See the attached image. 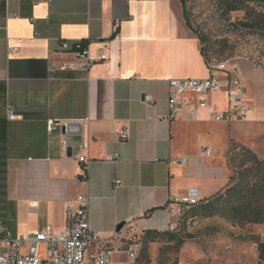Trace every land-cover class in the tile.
<instances>
[{
  "label": "crops",
  "instance_id": "obj_1",
  "mask_svg": "<svg viewBox=\"0 0 264 264\" xmlns=\"http://www.w3.org/2000/svg\"><path fill=\"white\" fill-rule=\"evenodd\" d=\"M65 40L108 59L62 70L84 62ZM202 47L182 0H0V193L16 205L21 235L64 229L67 204L85 195L92 229L126 264L129 242L167 231L171 196L198 188L208 200L228 187L236 126L264 123V95L245 96V120L230 118L226 73L207 106L169 119L170 80L210 75Z\"/></svg>",
  "mask_w": 264,
  "mask_h": 264
},
{
  "label": "rangeland",
  "instance_id": "obj_2",
  "mask_svg": "<svg viewBox=\"0 0 264 264\" xmlns=\"http://www.w3.org/2000/svg\"><path fill=\"white\" fill-rule=\"evenodd\" d=\"M182 1L187 24L195 35L203 39L202 46L207 51L209 63L217 66V75L225 77L229 69L238 66L245 78V96L253 98L254 93L264 95V34H251L237 25L245 17V11L228 12L227 0ZM223 38L229 42L221 56L209 51L217 40ZM224 62L227 63L226 69L219 68ZM253 69V75L248 73ZM235 133V146H247L264 160V123L255 124L250 132L236 126ZM231 168L237 175L240 169L232 165ZM222 194L224 190L206 200V204L216 202ZM217 206L220 211L213 213L195 211L200 223L196 227L187 226L183 231L186 234L170 232L135 238L133 241L141 244L136 264H264V257H260L264 244L255 235L257 224L233 222L224 214L223 203ZM17 212L16 205L6 201L0 193V223L14 236L21 235ZM181 238H184L183 243H179ZM229 244L234 246L233 249L227 248Z\"/></svg>",
  "mask_w": 264,
  "mask_h": 264
},
{
  "label": "built area",
  "instance_id": "obj_3",
  "mask_svg": "<svg viewBox=\"0 0 264 264\" xmlns=\"http://www.w3.org/2000/svg\"><path fill=\"white\" fill-rule=\"evenodd\" d=\"M119 21L116 23V26ZM63 51L74 53L77 59L83 60L81 64L70 61L60 66V69L87 70L97 62L108 59L105 52H101L100 58L95 59L90 55L87 44L78 41L72 44L63 41ZM209 64L210 75L207 78H174L169 82V119H176L182 110L196 112L200 107L208 105L209 96L223 89L220 76L217 75V66ZM227 63H221L218 67L226 69ZM230 95L228 116L230 118L245 120L248 117L249 106L245 100V84L242 71L238 66L229 69ZM147 101H151L147 98ZM210 110L216 120H222L225 116L213 106ZM9 118L15 117L12 106L8 109ZM54 122L50 123V128ZM67 135L69 124H65ZM127 138V134H122ZM80 151L85 148L80 144ZM211 151L206 149V154ZM110 160H118L119 153L109 157ZM79 161L87 165L90 159L82 154ZM185 163V158H179ZM117 185L121 181L116 182ZM198 188H190L185 195H174L169 199L170 222L167 231L179 233L187 226L196 227L200 223L198 214L191 210L205 203ZM229 244L228 249H233ZM97 248V249H95ZM141 244L131 241L127 246L128 262L136 264L139 257ZM116 249L107 242H102L94 232L90 222V199L85 195H79L76 203H68L66 206V226L62 230H55L48 225L38 231L14 236V234L0 223V264H124L115 259Z\"/></svg>",
  "mask_w": 264,
  "mask_h": 264
},
{
  "label": "trees",
  "instance_id": "obj_4",
  "mask_svg": "<svg viewBox=\"0 0 264 264\" xmlns=\"http://www.w3.org/2000/svg\"><path fill=\"white\" fill-rule=\"evenodd\" d=\"M226 5L228 12L245 11V17L237 24L240 28L246 29L251 34H264V0H227ZM199 39L203 43V39L201 37ZM228 42L227 38L219 39L209 51L213 50L218 56H221L225 52ZM202 51L208 60L204 47H202ZM236 149H238L237 153ZM230 153H232L230 156L231 165L240 169L237 175H234L233 171L231 183L216 202L202 203L191 211L195 213V211L202 210L204 213H213L220 211L217 205L223 203L224 214L233 222L264 224V160H261L251 148L244 145L237 147L234 142ZM234 180H237L235 184L232 183ZM183 231L179 232V235L186 234ZM165 233L170 232H162V234ZM155 234H160V232H147L145 235ZM183 241L184 238H181L179 243H183ZM260 257H264V247L261 249Z\"/></svg>",
  "mask_w": 264,
  "mask_h": 264
},
{
  "label": "water",
  "instance_id": "obj_5",
  "mask_svg": "<svg viewBox=\"0 0 264 264\" xmlns=\"http://www.w3.org/2000/svg\"><path fill=\"white\" fill-rule=\"evenodd\" d=\"M123 225L120 226V228H122Z\"/></svg>",
  "mask_w": 264,
  "mask_h": 264
}]
</instances>
